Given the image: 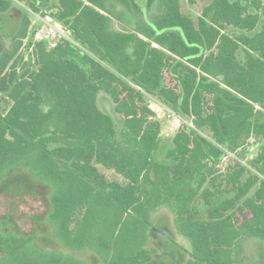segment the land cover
Returning <instances> with one entry per match:
<instances>
[{
	"label": "trees",
	"instance_id": "obj_1",
	"mask_svg": "<svg viewBox=\"0 0 264 264\" xmlns=\"http://www.w3.org/2000/svg\"><path fill=\"white\" fill-rule=\"evenodd\" d=\"M30 11L71 39L36 42L33 62L19 53ZM9 12L20 23L8 45L0 29V94L10 101L0 193L11 199L0 264H151L149 239L164 235L152 216L164 208L188 240L179 264H239L245 240L264 242V0H211L196 21L180 0H0ZM100 91L118 121L99 108ZM150 100L180 117L172 136L161 137ZM251 136L253 158L218 172L225 151L244 156ZM28 196L45 203L71 252L38 250L19 230L17 202Z\"/></svg>",
	"mask_w": 264,
	"mask_h": 264
},
{
	"label": "rangeland",
	"instance_id": "obj_2",
	"mask_svg": "<svg viewBox=\"0 0 264 264\" xmlns=\"http://www.w3.org/2000/svg\"><path fill=\"white\" fill-rule=\"evenodd\" d=\"M210 1L211 0H180V6L183 13L187 14L194 21H196L201 9L209 4ZM16 5L23 10L29 11L26 1H17ZM155 11L156 7L153 6L148 15H152ZM28 15L30 21L36 23L31 11ZM19 23V12H9L4 15L0 14V29L3 30L5 35L6 45L9 44L10 36L14 33ZM113 26L115 29H121L123 28L124 23L116 21ZM257 28H259V26ZM229 32L234 34L236 31H234L232 28H229ZM9 104L10 101L6 99L4 95L0 94V112H3L5 109H7ZM97 104L103 112L111 115L114 120H119L118 115L114 111L113 102L107 94L102 91L98 92ZM149 106L150 108L152 107L153 109L157 110L160 115L159 118L156 116L155 117L156 121L158 122L161 137L172 136L177 130L175 128L178 123L172 119H167L162 116L163 112L160 110V107H163V105H160L158 102L150 100ZM257 144L258 139L255 136L249 137L247 140L244 156H238L237 158L242 159L243 161L245 160L246 163H248V161L252 159L250 157L251 154L255 155ZM96 166L99 172H101L108 180L118 181L120 183L125 182V178L115 170L106 168L100 164H96ZM10 200L11 199L9 197L0 193V218L8 215L7 212L10 210L8 203ZM197 209L200 212L203 211L204 207L202 205H198ZM45 211L46 205L39 197H25L22 201L17 202L15 211L16 216H14L16 217V221L14 222L21 232L33 234L32 242L36 249L41 251L60 250L65 253L71 252L66 247L62 246L59 240L54 236L51 226H49L45 220ZM152 221L156 227L160 228L164 232V235L159 234L156 237L151 236L149 239L147 246L153 250L154 255L151 264H160L162 260L165 262V264H179L182 262L185 258L184 253L185 249L188 247V240H185L172 231V214L170 211L167 208H164L155 212V214L152 216ZM166 236H169L171 240H168ZM256 243L260 244L257 245ZM247 252V264H264L263 241L253 239L250 243V247L248 246ZM73 254L77 257L90 261L92 259H96V256L92 252H73Z\"/></svg>",
	"mask_w": 264,
	"mask_h": 264
},
{
	"label": "built area",
	"instance_id": "obj_3",
	"mask_svg": "<svg viewBox=\"0 0 264 264\" xmlns=\"http://www.w3.org/2000/svg\"><path fill=\"white\" fill-rule=\"evenodd\" d=\"M34 20L36 23L33 21L31 22V28L34 27L33 32L29 33L24 39L23 43L21 45V48L19 50V53L24 57V58H29L31 61H34L33 57V48L34 44L38 41L45 40L49 43L50 46H54L57 41L60 38H66L70 39V37L64 32V30L61 28V26L57 25L56 23L52 22L50 19L47 17H43L40 14L31 12ZM160 110L163 112L162 116H164L167 119H172L173 121H176L178 124L176 125L177 129L180 125L181 119L180 117L171 109L167 107H160ZM155 116L159 118V113L157 110H154ZM189 125L192 126L191 123ZM254 154H251V158H253ZM238 156L235 155V153L231 151H225L223 156L221 157L217 169L219 172L225 171V168L228 165H233L234 163H240L242 165L246 164V161L242 159H238ZM235 160V161H234Z\"/></svg>",
	"mask_w": 264,
	"mask_h": 264
},
{
	"label": "crops",
	"instance_id": "obj_4",
	"mask_svg": "<svg viewBox=\"0 0 264 264\" xmlns=\"http://www.w3.org/2000/svg\"><path fill=\"white\" fill-rule=\"evenodd\" d=\"M151 109L154 111L155 109H153L151 107ZM253 239H247L244 241L243 243V251L242 253L240 254V257H239V264H247L248 262V256L246 255L248 252V246L250 247V243L252 242ZM254 244V243H253ZM257 245H259L260 243H256ZM246 262V263H245Z\"/></svg>",
	"mask_w": 264,
	"mask_h": 264
}]
</instances>
